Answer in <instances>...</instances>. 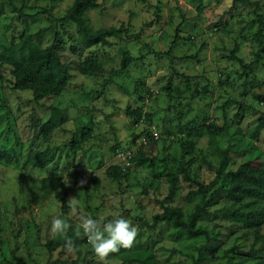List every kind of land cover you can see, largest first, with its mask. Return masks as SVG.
I'll return each instance as SVG.
<instances>
[{
  "label": "rangeland",
  "instance_id": "1",
  "mask_svg": "<svg viewBox=\"0 0 264 264\" xmlns=\"http://www.w3.org/2000/svg\"><path fill=\"white\" fill-rule=\"evenodd\" d=\"M73 1L13 0L15 10L0 0V53L20 58L26 33L37 48L54 42L72 73L59 96L36 102L29 90L12 88L13 63L0 69V264H141L145 257L150 264H264V198L228 200L225 172L242 161L264 168V128L257 124L264 114V0H97L85 12L91 27L124 24L128 36L89 48L76 25L61 20ZM235 43L248 69L230 58ZM124 51L134 60L120 69ZM88 57L104 70L80 74ZM52 106L64 122L39 131ZM127 108L141 113L128 115ZM209 123L221 132L211 135ZM82 126L92 132L85 140ZM138 141L123 178L107 177L116 149L131 151ZM38 153L44 165L35 163ZM170 174L176 189L164 205L187 218L202 203L197 225L207 236L189 237L168 222L149 226L162 211ZM44 177H59L65 189L43 192ZM198 183L202 193H195ZM63 194L70 237L50 231L53 217L64 219ZM120 217L137 227L136 242L101 260L84 221L103 226ZM48 241L57 247L50 251Z\"/></svg>",
  "mask_w": 264,
  "mask_h": 264
},
{
  "label": "trees",
  "instance_id": "2",
  "mask_svg": "<svg viewBox=\"0 0 264 264\" xmlns=\"http://www.w3.org/2000/svg\"><path fill=\"white\" fill-rule=\"evenodd\" d=\"M7 1L9 5L15 9L13 0ZM98 6L99 3L97 0H74L61 17L62 21H72L76 25L79 40L83 48H89L95 44L110 45V37L123 38L124 36H128V29L124 24H120L117 27L109 26L93 29L85 16V12ZM176 31H178V27ZM254 36L257 40H260V31H257ZM20 38V58L0 53V69L2 68L4 61L13 63V68L11 69V75L13 77L12 88L18 90H29L32 95V100L36 102L46 97L59 96L71 80L72 73L70 72L67 63L63 62L58 55L56 51V44L53 42L45 48H37L31 43L28 34L22 33ZM238 48V44L235 43L230 51V58L241 64L243 68L248 69L249 65L244 64L242 59L236 54ZM133 60L134 58L130 55V52L124 51L120 60V69H126ZM77 69L80 74L85 76H91L104 70L101 63L92 57H88L81 61L78 64ZM107 80V82H110L112 81V78L109 77ZM50 111L51 115L49 119L40 126L39 131L53 129L64 122V115L58 107L52 106L50 107ZM240 111L241 106L238 108L237 112ZM132 112L140 114L141 108H136L135 111H130L129 108L126 109V113L128 115H131ZM145 116L150 118L148 113H146ZM257 120L258 126L264 128V114ZM206 128L211 135L220 133L222 130L221 127L214 123L207 124ZM91 133V129L86 126H82L81 138L83 140L87 139ZM134 138H136V136H134ZM71 142V144L76 145L77 137L75 134L72 136ZM222 151L223 155H225L228 149H223ZM34 156L35 163L39 165H44L46 163L45 159H41L39 153ZM225 172L226 176H228L230 180L227 189L228 200L232 202H239L248 196L264 198V168L258 167L248 161H242L237 167L229 166ZM105 174L109 178L120 180L124 176V169H122V167L117 163L110 164L106 168ZM169 180L170 184L168 194L161 201L162 211L153 215L152 222L149 226L154 227V225L159 222H168L189 237H196L200 235L207 236V230L197 225L198 217H200L205 211L202 203H198L187 218L183 217L182 211L179 207L164 205V203L171 201L174 196L177 175L170 174ZM93 183L94 186L97 187L99 185V180L97 178H93ZM41 184L42 191L47 194H50L58 189H65V185L59 177H44L41 179ZM203 191V185L198 183L195 193H202ZM65 197L66 195L63 194L61 199V212L64 219L69 224V228L66 230V236L70 237L74 235L75 230L73 228L74 223L65 215L67 212ZM35 200L36 193L31 190V201L34 202ZM65 240L66 239L63 238V241ZM46 245L48 249L52 251L57 247L58 242L54 243L52 241H48ZM205 246H203V248H206ZM141 264H150L147 262V257L142 259ZM194 264H201L200 258L199 261Z\"/></svg>",
  "mask_w": 264,
  "mask_h": 264
},
{
  "label": "clouds",
  "instance_id": "3",
  "mask_svg": "<svg viewBox=\"0 0 264 264\" xmlns=\"http://www.w3.org/2000/svg\"><path fill=\"white\" fill-rule=\"evenodd\" d=\"M75 211V206L73 205ZM69 224L62 217L56 216L51 220V233L59 236L66 235ZM84 232L92 245L94 252L101 260H105L110 253H116L121 248H131L136 242L137 227L124 217L109 221L103 226L96 220L88 218L83 224ZM66 247H74L72 241H66Z\"/></svg>",
  "mask_w": 264,
  "mask_h": 264
},
{
  "label": "built area",
  "instance_id": "4",
  "mask_svg": "<svg viewBox=\"0 0 264 264\" xmlns=\"http://www.w3.org/2000/svg\"><path fill=\"white\" fill-rule=\"evenodd\" d=\"M150 133H151L152 138L157 137L154 127H152ZM139 143L140 142L138 141L137 145L135 147H133V149L131 151H124L122 149H117L115 151V157L117 159L116 163L119 164L122 167V169L125 170L128 166H130V164L132 162V158H133L132 152H134V150H136L138 148Z\"/></svg>",
  "mask_w": 264,
  "mask_h": 264
}]
</instances>
